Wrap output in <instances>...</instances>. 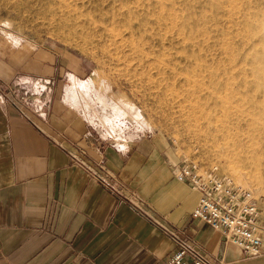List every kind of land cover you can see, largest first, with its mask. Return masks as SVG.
Segmentation results:
<instances>
[{"label":"rangeland","instance_id":"obj_1","mask_svg":"<svg viewBox=\"0 0 264 264\" xmlns=\"http://www.w3.org/2000/svg\"><path fill=\"white\" fill-rule=\"evenodd\" d=\"M263 10L264 0H0V71L19 92L49 75L53 109L87 134L91 155L157 136L178 162L216 166L264 207Z\"/></svg>","mask_w":264,"mask_h":264},{"label":"crops","instance_id":"obj_2","mask_svg":"<svg viewBox=\"0 0 264 264\" xmlns=\"http://www.w3.org/2000/svg\"><path fill=\"white\" fill-rule=\"evenodd\" d=\"M33 79L30 90L19 92L17 78L0 71V264H162L175 246L160 225L214 263L264 264V233L260 253L246 256L191 216L198 193L174 178L181 163L164 139L133 141L112 157L91 155L80 142L87 134L65 109H53L45 85L51 77ZM70 154L102 163L105 177L124 195H137L145 213L109 192Z\"/></svg>","mask_w":264,"mask_h":264},{"label":"built area","instance_id":"obj_3","mask_svg":"<svg viewBox=\"0 0 264 264\" xmlns=\"http://www.w3.org/2000/svg\"><path fill=\"white\" fill-rule=\"evenodd\" d=\"M84 154L83 151H81ZM74 163L109 192L121 200H127L133 208L145 213L141 199L132 194L130 198L116 187L111 178L105 177L104 165H93L82 155L70 154ZM174 178L189 185L198 193L196 206L191 211L193 218L199 219L224 235L226 241L240 247L246 256L258 255L264 233V207L258 204L251 191L235 186L229 178L221 177L217 167H201L195 161H182L172 170ZM158 224V223H157ZM160 225V224H159ZM175 248L162 264H220L214 263L206 254L193 246L185 237L161 226Z\"/></svg>","mask_w":264,"mask_h":264},{"label":"bare ground","instance_id":"obj_4","mask_svg":"<svg viewBox=\"0 0 264 264\" xmlns=\"http://www.w3.org/2000/svg\"><path fill=\"white\" fill-rule=\"evenodd\" d=\"M240 1H241V0H240ZM248 1H249V0H248ZM251 1H254V0H251ZM261 1H262V0H261ZM244 3H245V2H244ZM260 3L262 4V2H260ZM252 4H253V2H252ZM253 5H254V4H253ZM253 5H252V6H253ZM259 5H260V4H259ZM247 6H248V5H247ZM248 8H249V6H248ZM248 8H247V9H248ZM227 9H228V8H227ZM227 9H226V11H227ZM258 9H259V8H258ZM262 9H263V7H262ZM242 10H243V9H242ZM244 10H245V9H244ZM263 11H264V10H263ZM228 12H229V11H228ZM228 12H227V13H228ZM252 12H253V11H252ZM252 12H250V13H251L252 16H254V15H253L254 12H253V14H252ZM259 12H260V10H259ZM259 12H257V13H259ZM246 13H247V12H246ZM244 14H245V13H244ZM255 14H256V13H255ZM259 15H260V14H259ZM261 15H262V13H261ZM248 16H249V15H248ZM243 17H244V16H243ZM245 17H246V15H245ZM250 17H251V16H250ZM258 17H259V16H258ZM262 17H263V16H262ZM246 18H248V17H246ZM227 19H228V18H227ZM251 19H252V17H251ZM251 19H250V20H251ZM240 20H241V19H240ZM254 20H255V19H254ZM256 20H258V18H257ZM261 20H263V19H261ZM241 21H242V20H241ZM252 21H253V20H252ZM252 21H251L250 24H252ZM259 21H260V19H259ZM263 21H264V20H263ZM227 22H228V21H227ZM227 22H226V23H227ZM244 22H245V21H244ZM254 22H255V21H254ZM227 24H228V23H227ZM231 24H232V23H231ZM234 24H235V22H234ZM250 24H249V25H250ZM253 24H254V23H253ZM255 24H256V23H255ZM261 24H262V23H261ZM261 24H260V25H261ZM241 25H242V24H241ZM257 25H258V27H259V24H257ZM250 26H251V25H250ZM254 26H255V25H254ZM262 26H264V24H263ZM230 28H232V27H230ZM250 29H251V28H250ZM255 29H256V28H255ZM259 30H260V28L258 29V33H259ZM263 30H264V29H263ZM242 31H243V30H242ZM233 32H235V31H233ZM245 32H246V31H245ZM249 32H250V30H249ZM252 32H253V31H252ZM252 32H251V33H252ZM254 32H255V31H254ZM263 32H264V31H263ZM260 33H262V31H261ZM224 34H225V33H224ZM239 34H241V33H239ZM263 34H264V33H263ZM263 34H262V35H263ZM243 35H244V34H243ZM259 35H260V34H259ZM259 35H258V36H259ZM252 36H253V35H252ZM254 36H256V35L254 34ZM258 36H257V37H258ZM263 36H264V35H263ZM243 37H244V36H243ZM231 38H232V37H231ZM245 38H246V37H245ZM252 38H253V37H252ZM254 38H256V37H254ZM254 38H253V39H254ZM262 38H264V37H262ZM262 38H261V39H262ZM253 39H252V41H253ZM238 40H239V39H238ZM244 40H245V39H244ZM240 41H241V40H240ZM240 41H238V42H240ZM255 41H256V40H255ZM255 41H254V42H255ZM248 42H249V41H248ZM256 42H257V41H256ZM258 42H259V40H258ZM250 43H251V42H250ZM252 44H253V42H252ZM263 44H264V43H263ZM248 46H249V45H248ZM240 47H241V46H240ZM244 47H245V46H244ZM258 47H259V46H258ZM238 48H239V47H238ZM249 48H250V47H249ZM254 48H256V47H254ZM263 48H264V47H262V48L260 49V47H259V50L261 51V53H262V49H263ZM245 49H246V48H245ZM256 49H257V48H256ZM243 51H244V50H243ZM251 51H252V50H251ZM256 51L258 52V50H256ZM260 51H259V52H260ZM239 52H240V51H239ZM244 52H245V51H244ZM246 52H248V50H247ZM240 54H242V53H240ZM240 54H239V55H240ZM245 54H246V53H245ZM245 54H244V55H245ZM250 54H251V53H250ZM254 54H255V52H254ZM256 54H257V53H256ZM247 55H248V54H247ZM252 55H253V54H252ZM263 55H264V53L262 54V57H263ZM242 56H243V54H242ZM240 57H241V56H240ZM250 57H251V56H250ZM250 57H246V58H250ZM252 57H254V55H253ZM260 57H261V55H260ZM260 57L258 56V58H256V60H257V59L259 60ZM262 57H261V60L264 59V58L262 59ZM242 58H243V57H242ZM239 60H240V59H239ZM247 60H248V59H247ZM250 60H251V59H250ZM253 60H254V59H253ZM253 60H252V62H253ZM238 62H240V61H238ZM247 63H248V61H247ZM255 63H256V62H255ZM259 63H260V62H259ZM261 63H262V62H261ZM263 63H264V62H263ZM256 64H257V63H256ZM251 65H253V64H251ZM257 65H258V64H257ZM260 65H261V64H260ZM239 66H240V65H239ZM236 67H237V66H236ZM251 67H252V66H251ZM243 68H245V67H243ZM243 68H242V69H243ZM256 68H257V67H256ZM263 68H264V65H263ZM253 69H254V68H253ZM240 70H241V69H240ZM257 70H258V69H257ZM257 70H256V71H257ZM247 71H248V69H247ZM253 71H254V70H253ZM240 72H241V71H240ZM249 72H250V71H249ZM259 72H260V70H259ZM241 74H242V73H241ZM246 75H247V74H246ZM258 75H259V73H258ZM249 76H250V75H249ZM263 78H264V77H263ZM254 80H255V78H254ZM256 80H258V79H256ZM256 80H255V81H256ZM259 80H260V79H259ZM261 80H262V79H261ZM241 81H242V83H243V80H241ZM262 81H263V80H262ZM251 82H253V81H251ZM257 83H258V81H257ZM259 83H261V82L259 81ZM240 84H241V83H240ZM240 84H239V85H240ZM243 84H244V83H243ZM243 84H241V85L243 86ZM251 84H252V83H251ZM258 85H260V84H258ZM258 85H257V86H258ZM243 87H244V86H243ZM258 87H259V86H258ZM263 87H264V86H263ZM238 88H240V87H238ZM247 88H248V87H247ZM252 88H253V87H252ZM252 88H251V89H252ZM260 88L262 89V86H261ZM260 88H259V89H260ZM243 89H244V88H243ZM243 89H242V90H243ZM248 89H249V88H248ZM242 90H241V91H242ZM252 90H253V89H252ZM257 90H258V89H257ZM237 91H238V90H237ZM246 91H247V90H246ZM248 91H249V90H248ZM249 92H250V91H249ZM249 92H247V93H249ZM260 92H261V91H260ZM263 92H264V91H263ZM242 93H243V91H242ZM245 93H246V92H245ZM252 94H253V93H252ZM259 94H260V93H259ZM257 95H258V94H257ZM244 96H245V94H244ZM260 96H262V94H261ZM250 98H251V95H250ZM237 125H239V124H237ZM228 127H229V126H228ZM228 127H227V128H228ZM237 130H238V129H237Z\"/></svg>","mask_w":264,"mask_h":264}]
</instances>
